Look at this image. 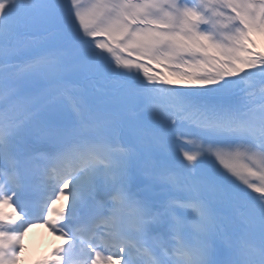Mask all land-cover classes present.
Listing matches in <instances>:
<instances>
[{
	"label": "snow or ice",
	"instance_id": "snow-or-ice-1",
	"mask_svg": "<svg viewBox=\"0 0 264 264\" xmlns=\"http://www.w3.org/2000/svg\"><path fill=\"white\" fill-rule=\"evenodd\" d=\"M264 0H0V264H264Z\"/></svg>",
	"mask_w": 264,
	"mask_h": 264
},
{
	"label": "bare ground",
	"instance_id": "bare-ground-1",
	"mask_svg": "<svg viewBox=\"0 0 264 264\" xmlns=\"http://www.w3.org/2000/svg\"><path fill=\"white\" fill-rule=\"evenodd\" d=\"M260 50H264V42L259 43ZM25 252L22 256V264H29L32 257L38 250L47 244L54 243L53 235L43 226H38L29 230L24 239Z\"/></svg>",
	"mask_w": 264,
	"mask_h": 264
}]
</instances>
